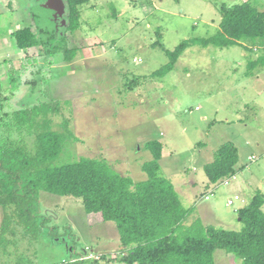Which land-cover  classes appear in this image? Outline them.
Instances as JSON below:
<instances>
[{
  "label": "rangeland",
  "instance_id": "obj_1",
  "mask_svg": "<svg viewBox=\"0 0 264 264\" xmlns=\"http://www.w3.org/2000/svg\"><path fill=\"white\" fill-rule=\"evenodd\" d=\"M42 1L0 0L1 28L16 17L17 9L22 23H32L40 36L58 32L52 11L43 8ZM245 1L92 0L80 8L84 26L69 34L71 45L67 38L70 48L91 49L83 58L66 64L54 58L63 65L51 66L41 59L27 61V56H38L36 49L15 56L0 50L4 86L10 85L8 72L14 69L23 71L24 81H36L6 95L11 103L58 106L50 115L51 129L77 137L69 139L68 157L105 158L135 181L145 177L141 166L152 157L145 145L161 141V174L179 191L183 206L192 209L185 225L200 219L205 225L240 231L238 210L258 191L264 193V66L251 73L248 69L249 60L264 57V49L195 46L165 77L151 75L168 63L165 50L173 51L184 40L214 36L220 30L222 6ZM250 1L264 12V0ZM0 35L9 38L6 28ZM157 41L165 49L155 46ZM66 120L68 129L63 126ZM43 130L10 128L2 136L35 154L36 136ZM229 142L238 148L241 170L228 185L212 184L204 166ZM235 195L242 199L229 206ZM40 206L37 233L26 234L15 222L8 225L0 237V264H124L120 259L126 252L116 224L94 222L82 199L42 192ZM4 218L0 206V236ZM42 221L45 227H39ZM215 261L241 264L225 250L215 251Z\"/></svg>",
  "mask_w": 264,
  "mask_h": 264
},
{
  "label": "trees",
  "instance_id": "obj_2",
  "mask_svg": "<svg viewBox=\"0 0 264 264\" xmlns=\"http://www.w3.org/2000/svg\"><path fill=\"white\" fill-rule=\"evenodd\" d=\"M91 1L65 0L67 25L61 28L62 32L60 29L58 36L46 32L45 38L31 26L17 30L13 33L16 49H36L37 57H26L30 63L41 59L53 66L59 54L66 63L74 62L79 56L78 49L69 47L66 34L81 28L80 8ZM220 11L222 19L217 34L184 40L173 51L165 50L168 63L151 77H165L175 69L186 50L195 46L264 49L263 11L250 0L223 5ZM157 36L161 33L157 32ZM154 45L165 49L162 42ZM259 66H264V57L249 60V73ZM8 75L9 86H4L0 78V206L5 211L1 240L12 222L21 226L26 234L38 232L34 223L41 212L40 194L45 192L82 199L85 211L94 222L115 223L121 245L126 249V255L120 259L124 264H216V250L234 255L241 264H264V193L258 191L250 204L238 210L243 224L240 231L205 225L200 219L185 225L192 209L183 206L172 181L161 174L164 149L161 141L145 145L152 157L142 164L145 177L138 181L116 171L105 158L68 157L66 150L72 132L51 129L50 115L57 113L59 107L11 103L7 92L13 96L29 85L33 87L36 81H24L20 69L9 71ZM63 126L68 129L69 122L66 120ZM10 128L19 132L44 129L36 136L35 154L3 139L2 135ZM238 162V148L231 142L223 144L212 161L204 166L208 181L217 184L231 180L241 170ZM12 208L10 214L8 210ZM41 226L45 227L44 221Z\"/></svg>",
  "mask_w": 264,
  "mask_h": 264
},
{
  "label": "crops",
  "instance_id": "obj_3",
  "mask_svg": "<svg viewBox=\"0 0 264 264\" xmlns=\"http://www.w3.org/2000/svg\"><path fill=\"white\" fill-rule=\"evenodd\" d=\"M7 7L8 8H11V2L10 1H7ZM44 3H45V1H42L41 2V4H43V8L45 7L44 6ZM93 6H94V4H92ZM26 7H24V8H22L21 10L22 11H24V10H26L25 9ZM92 8H94V7H92ZM92 8H90V9H92ZM7 11H10V9L9 10H6V12ZM14 12H16V17L13 15V18L11 19V21L7 24V25H2V27L3 28H6L7 29V32H8V34H9V38H5V36H1L0 35V42L2 43V45L0 44V50H2V49H4V51L7 53V54H9V53H12V55H16V54H19V53H23V51H18L17 49H16V47H15V44H14V39H13V33L14 32H16L17 30H19V29H22V28H24V27H27V26H31V27H33V25H32V23H28V25H24L22 22L23 21H21V19H22V17L21 16H19L20 15V13H19V11L17 10V9H15L14 11H13V13ZM52 23L54 24V27H55V29L57 30V28H58V26H59V22H56L55 20H54V18H53V12H52ZM82 24H83V22H82ZM38 25V24H37ZM83 26L84 25H81V28L79 29V30H81L82 28H83ZM3 28H1V26H0V31H1V29H3ZM34 28V27H33ZM37 30H38V32L39 31H41V30H39L38 28H37ZM78 30V31H79ZM58 31V30H57ZM78 31H76V32H78ZM43 32V31H42ZM61 32H62V29H61ZM64 32V31H63ZM52 34H54V35H56V36H58V34H59V31L58 32H55V31H53V33ZM69 34H72L71 36H73L74 34L73 33H67L66 34V36H67V38L69 39V42H70V44L69 45H71L72 43H71V41H70V39H71V36L69 37ZM70 47V46H69ZM72 48H77V47H72ZM78 49V57L80 58V57H82L83 58V56H84V54H85V51H87V52H89V51H91V49H80V48H77ZM98 51H99V49H98ZM88 54V53H87ZM58 57H61V62H64V64H66V62H65V60H64V58H63V56L61 55V54H59V55H57V56H55V59H56V61H57V59H58ZM7 59V58H6ZM9 60V59H8ZM7 60V61H8ZM8 62H10V61H8ZM53 65H63V64H60V62L57 64V62L56 63H54ZM250 158V157H249ZM177 191V193L179 194V196H180V193H179V191L178 190H176ZM180 199H181V196H180ZM122 250H125L124 252H126V249L123 247V248H121ZM102 255H104L105 253H101ZM124 255H126V253L125 254H123V256ZM75 261V260H74Z\"/></svg>",
  "mask_w": 264,
  "mask_h": 264
},
{
  "label": "water",
  "instance_id": "obj_4",
  "mask_svg": "<svg viewBox=\"0 0 264 264\" xmlns=\"http://www.w3.org/2000/svg\"><path fill=\"white\" fill-rule=\"evenodd\" d=\"M45 1L44 6L46 9L53 12V18L56 22H59V26L57 28L58 31H60L61 28L66 27L67 21L64 18L66 11H67V5L65 0H43ZM63 33H61L62 35Z\"/></svg>",
  "mask_w": 264,
  "mask_h": 264
},
{
  "label": "built area",
  "instance_id": "obj_5",
  "mask_svg": "<svg viewBox=\"0 0 264 264\" xmlns=\"http://www.w3.org/2000/svg\"><path fill=\"white\" fill-rule=\"evenodd\" d=\"M250 160L251 161H254V158L252 157V158H250ZM229 181H230V179L225 180L224 181V184L228 185L229 184ZM206 199H208V196L206 197ZM241 199L242 198H241L240 195H235L233 198H231V199L228 200V205L229 206H232V205H234V202L235 201H238V200H241ZM91 258H92V255L91 256H86V257L82 256L80 260L81 261H84V260L91 259Z\"/></svg>",
  "mask_w": 264,
  "mask_h": 264
}]
</instances>
